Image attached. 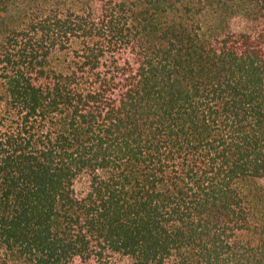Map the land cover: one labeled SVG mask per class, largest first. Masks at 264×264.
<instances>
[{
    "label": "trees",
    "instance_id": "16d2710c",
    "mask_svg": "<svg viewBox=\"0 0 264 264\" xmlns=\"http://www.w3.org/2000/svg\"><path fill=\"white\" fill-rule=\"evenodd\" d=\"M0 34V264H264V0H0Z\"/></svg>",
    "mask_w": 264,
    "mask_h": 264
},
{
    "label": "rangeland",
    "instance_id": "374dc122",
    "mask_svg": "<svg viewBox=\"0 0 264 264\" xmlns=\"http://www.w3.org/2000/svg\"><path fill=\"white\" fill-rule=\"evenodd\" d=\"M27 7L29 9H34L36 7V4L34 2H31V4ZM59 57L60 55H57L56 59H58ZM239 185L243 194L252 199L253 202H259V210H262V212L264 213V181L249 179L244 182H240Z\"/></svg>",
    "mask_w": 264,
    "mask_h": 264
}]
</instances>
